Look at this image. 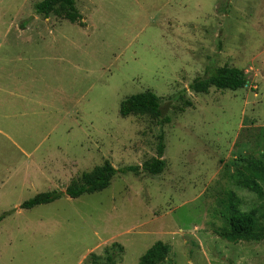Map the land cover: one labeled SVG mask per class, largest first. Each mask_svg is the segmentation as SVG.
<instances>
[{
	"label": "rangeland",
	"instance_id": "374dc122",
	"mask_svg": "<svg viewBox=\"0 0 264 264\" xmlns=\"http://www.w3.org/2000/svg\"><path fill=\"white\" fill-rule=\"evenodd\" d=\"M40 1L0 0V264H139L157 242L171 247L163 264H264V240L217 234L231 190L264 213L231 180L238 154L264 147V0H76L84 27L38 15ZM224 66L247 86L190 89ZM145 91L169 123L120 115ZM161 134L160 175L118 173L102 192L65 194L107 161L142 167ZM52 191L55 202L21 207Z\"/></svg>",
	"mask_w": 264,
	"mask_h": 264
},
{
	"label": "trees",
	"instance_id": "16d2710c",
	"mask_svg": "<svg viewBox=\"0 0 264 264\" xmlns=\"http://www.w3.org/2000/svg\"><path fill=\"white\" fill-rule=\"evenodd\" d=\"M38 15L45 18L51 16L67 20L72 24L85 26L83 16L77 8L76 0H42L35 5ZM248 84L246 73L235 67L224 66L222 68L208 71L207 75L196 79L190 89L197 94H208L211 88L220 91H237L244 89ZM181 100L184 99L182 95ZM185 106L190 107L191 102L185 101ZM120 115L124 118L137 115H150L160 120L161 124L170 122L162 110L161 98L152 91H145L132 95L121 102ZM261 136L264 142V128L261 129ZM165 137L159 136L157 146V157L143 164L142 167L128 166L117 170L110 162L95 167L90 172L82 174L81 178L73 180L67 187L65 194L73 199L86 194H95L108 189L112 180L118 173L128 174L143 170L152 176L160 175L166 168ZM235 169L231 180L238 189H246L256 194L259 199H264V147L259 152V157L254 158L240 152L232 162ZM61 192L52 191L36 195L34 198L24 202L22 208L32 209L36 206L46 205L55 202L61 197ZM225 225L217 230V234L223 240L237 244L240 242H261L264 240V213L260 214L257 208L250 211L241 209V199L236 191L229 192L228 204L223 215ZM4 216H0V222ZM109 254V250H107ZM171 253V247L163 242H157L140 259L139 264H163ZM111 264L113 260L107 257Z\"/></svg>",
	"mask_w": 264,
	"mask_h": 264
}]
</instances>
